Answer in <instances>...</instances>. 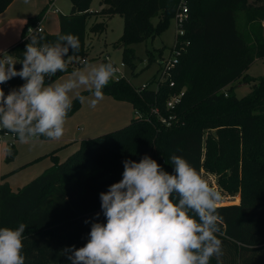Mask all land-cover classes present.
Wrapping results in <instances>:
<instances>
[{"label":"trees","instance_id":"16d2710c","mask_svg":"<svg viewBox=\"0 0 264 264\" xmlns=\"http://www.w3.org/2000/svg\"><path fill=\"white\" fill-rule=\"evenodd\" d=\"M13 1L0 0V13ZM70 1L71 12L60 14V32L43 31L39 35L45 37L43 42H55L62 34L77 36L80 50L72 55L70 49L69 56L82 57L86 55L93 0ZM101 1L109 5V16L124 17V33L115 45L123 48L125 63L135 68L132 45L164 33L182 0ZM247 1L188 0L190 13L185 28L191 45L175 71V87L164 84L158 92L148 88L138 94L128 79H122L110 80L103 89L140 111L148 112L152 106H158L164 115L174 113L179 123L166 127L155 118L151 122L135 118L120 129L83 140L65 161L56 160L18 191H13L7 182L0 184V228L15 229L20 223L27 226L22 249L25 264H70L61 251L72 246L78 249L88 242L91 224L84 221L101 213L99 194L122 179L123 161L139 162L148 155L172 174L170 158L177 155L203 177L205 153L212 169L224 172L226 182L236 183L239 172L243 174L242 202L218 206L223 219L221 233L217 234L222 241V264H264V78L248 96L240 98L234 92L238 81L251 80L246 74L251 64L264 58L263 32L249 45L238 28V11L251 8ZM45 13L44 10L30 18L27 26L35 25ZM155 17L159 18L157 23L153 22ZM252 19L261 23L264 8L256 10ZM23 37L9 51L11 56L22 60L30 42ZM15 68L19 71L22 65ZM68 72L71 71L46 77L45 85ZM155 78L156 75L148 82H154ZM24 83L15 77L0 88L7 95ZM182 89H185L182 102L170 111L167 99ZM76 109L73 104L68 115ZM15 153L14 148L11 155ZM93 222L106 223V220L101 213ZM210 264H217L215 257Z\"/></svg>","mask_w":264,"mask_h":264},{"label":"clouds","instance_id":"9594fccd","mask_svg":"<svg viewBox=\"0 0 264 264\" xmlns=\"http://www.w3.org/2000/svg\"><path fill=\"white\" fill-rule=\"evenodd\" d=\"M35 32L26 45L21 70H16L13 56L5 53L0 58V85L15 77L25 81L7 95L0 88V130L14 134L21 144L40 137L61 139L72 107L69 93L86 88L91 98L77 94L76 99L95 108L118 72L111 62L92 66L82 60L84 67L73 70L70 79L45 86L46 77L67 72L80 41L62 34L55 42H43L42 29ZM170 159L172 174L148 155L139 162L123 161L122 179L99 194L106 223L93 222L101 213L85 220L91 224L88 242L78 249L64 248L60 254L70 264H210L213 257L222 264V241L217 236L223 223L218 212L222 194L185 159L177 155ZM26 227L20 223L15 229L0 228V264H25Z\"/></svg>","mask_w":264,"mask_h":264},{"label":"rangeland","instance_id":"374dc122","mask_svg":"<svg viewBox=\"0 0 264 264\" xmlns=\"http://www.w3.org/2000/svg\"><path fill=\"white\" fill-rule=\"evenodd\" d=\"M61 2H70V0H61ZM251 8L239 10L237 13L238 28L244 34L247 43L252 44L254 38L260 32L264 35V26L257 20L253 21L252 16L258 9L264 8V0H248ZM50 1L39 10L36 16L44 10L47 12ZM105 8L99 13L92 14L93 18L88 19L87 38H86V55L82 57L72 56L68 62L67 71L59 80L54 83H63L71 78L73 70L82 69L84 65L82 60H87L89 65L99 66L102 63L111 61L120 64L124 61L123 48L115 44L119 41L124 33L125 20L120 14H115L108 19L109 14ZM64 8H62L63 10ZM158 17L153 19L157 23ZM42 22L49 25L47 31H57L60 27L59 16L48 14ZM103 29V30H102ZM175 34V23L172 19L169 28L161 35L154 39L138 42L132 45L136 57L133 59L136 65L133 68L126 63L125 75L134 85L142 84L156 75L161 60L168 56L171 45L173 44ZM68 57H65L67 59ZM107 59L109 61H107ZM249 81L240 80L234 87L235 94L242 98L248 96L261 78H264V58H257L246 71ZM52 82V83H53ZM47 86V85H45ZM77 94L85 95L91 98V94L86 88H80L69 93L72 105L76 104L77 109L68 115L65 122V131L61 139L49 141L47 138L40 137L29 144H21L19 141L15 144L16 153L14 155L6 154L9 149L7 144L0 143V184L8 183L13 191H18L33 179L41 175L46 169L54 165L55 161H65L70 155L77 151L81 142L85 139L95 138L104 133L120 129L131 123L136 117L133 106L129 103H122L110 94L104 93V98L95 108L90 107L87 103L81 104L76 99ZM117 116L124 118L117 120ZM124 123V124H123ZM30 150H33V158L30 156ZM203 177L209 184L220 191L222 200L218 206L240 204L243 199V174L242 171L237 175V182L227 181L224 172H217L212 169L207 161V154L204 155ZM8 165L14 170L10 171ZM4 170L7 171L5 174ZM3 171V172H1ZM232 175V171H227Z\"/></svg>","mask_w":264,"mask_h":264},{"label":"built area","instance_id":"2783aa9c","mask_svg":"<svg viewBox=\"0 0 264 264\" xmlns=\"http://www.w3.org/2000/svg\"><path fill=\"white\" fill-rule=\"evenodd\" d=\"M189 4L188 0H182L180 4V8L173 18L175 23V34L173 39V44L171 45L170 52L168 56L164 57L161 60L160 67L156 72V78L154 82L149 83L148 81L143 82L141 85H134V88L138 94H141L143 91L148 88H153L156 92L160 90V87L164 84H168L170 87L176 86V80L174 78L175 71L180 63L181 57L187 53L191 40L187 37L186 32V24L189 19ZM42 19L38 20L35 25H28L26 27L23 40H30V36L37 34L35 31L39 28L42 29V32L45 31L42 26ZM264 26V19L261 21ZM29 29H32V32H29ZM10 55V54H8ZM11 56V55H10ZM0 56V58H2ZM14 62L17 65H22V59L19 57H13ZM107 61H109L107 59ZM111 62V61H109ZM112 63V62H111ZM117 69L118 72L116 76L112 79V81H120L122 79H127L125 75V61H122L120 64L112 63ZM130 81V80H129ZM185 95V89H182L180 92H173L166 101L167 108L172 111L174 110L181 102ZM225 95L227 96V92L225 90ZM135 117L140 119H145L147 121H153L154 118L157 119L161 124L166 127H171L180 122V119L176 116V114L171 113L170 115H164L158 106H152L148 112H143L138 109H135ZM18 142V137L14 134L7 132V130H0V143L7 144L10 150L15 148V144ZM8 149V150H9Z\"/></svg>","mask_w":264,"mask_h":264},{"label":"crops","instance_id":"0c3cea01","mask_svg":"<svg viewBox=\"0 0 264 264\" xmlns=\"http://www.w3.org/2000/svg\"><path fill=\"white\" fill-rule=\"evenodd\" d=\"M47 1H50V3L48 5V10L45 13L44 18H46L48 14L50 15L57 14L59 16V22H60V14H69L71 12L72 9L71 1L61 2V0H27L26 3L25 0H14L2 13H0V56H2L5 53L9 54L10 49H12L14 46H16L18 43L21 42L23 33L26 30V26L29 19L35 18L36 14H38L39 10L46 4ZM105 7H106L105 4H103L101 0H93L90 7V12H92L93 14L99 13L100 10ZM62 8L64 9L62 10ZM92 16L93 15H91V18H93ZM113 16H109L108 19H111ZM42 26L47 33L57 34L60 32V27L59 30L57 31H55V29L54 31H47L49 25H47V23L44 24V22H42ZM61 77L63 76L61 75L54 82L59 80ZM121 102L129 103L133 106V104L128 101H121ZM133 109L135 112L134 107ZM117 120L118 121L123 120V122H125L124 118H121L120 116H117ZM8 151L9 150L6 151V154L8 153ZM30 156L31 158H33L34 156L37 155H33V150H30ZM8 168H10L9 170L12 171L14 170V168H16V165H14L13 167H11V165H8ZM6 172L7 171L4 170L5 174H7ZM11 189L13 190L12 187Z\"/></svg>","mask_w":264,"mask_h":264},{"label":"water","instance_id":"95a60500","mask_svg":"<svg viewBox=\"0 0 264 264\" xmlns=\"http://www.w3.org/2000/svg\"><path fill=\"white\" fill-rule=\"evenodd\" d=\"M214 134L217 135V130H214Z\"/></svg>","mask_w":264,"mask_h":264}]
</instances>
